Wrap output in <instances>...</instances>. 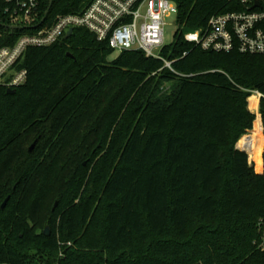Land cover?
<instances>
[{"label":"trees","instance_id":"16d2710c","mask_svg":"<svg viewBox=\"0 0 264 264\" xmlns=\"http://www.w3.org/2000/svg\"><path fill=\"white\" fill-rule=\"evenodd\" d=\"M89 1L52 0L46 22ZM173 1L178 31L233 9ZM4 8L11 44L20 30L5 27ZM113 51L74 28L25 50L13 94L0 85V264H264V175L235 146L253 124L249 91L264 92V57L181 35L162 49L171 69Z\"/></svg>","mask_w":264,"mask_h":264},{"label":"built area","instance_id":"2783aa9c","mask_svg":"<svg viewBox=\"0 0 264 264\" xmlns=\"http://www.w3.org/2000/svg\"><path fill=\"white\" fill-rule=\"evenodd\" d=\"M233 9L211 15L204 26L178 31L177 6L173 0H90L79 13L58 15L51 23L39 15L41 0H5L4 12L10 30H20L11 44H1L0 85L12 89L26 79L25 69H16L28 47H45L67 37L69 29L84 28L98 41H108L113 50L141 51L146 57L159 59L171 69L162 49L165 43L166 18L175 15L176 35L202 50L264 57V0H230ZM27 31V32H23ZM247 107L254 115L251 129L238 140L236 148L247 155L255 169L254 153L258 150L260 166L255 172L264 175V92L250 90ZM256 104L250 108V98ZM256 123H258L256 125ZM262 224V221L260 225ZM258 245L264 247V227Z\"/></svg>","mask_w":264,"mask_h":264},{"label":"rangeland","instance_id":"374dc122","mask_svg":"<svg viewBox=\"0 0 264 264\" xmlns=\"http://www.w3.org/2000/svg\"><path fill=\"white\" fill-rule=\"evenodd\" d=\"M166 22L169 24V25H167V27H166V29H165V43L166 44H170V43H172L174 40H175V31H176V29H177V27H176V25H175V15L174 14H172V15H170V16H168L167 18H166ZM23 32H27V31H23ZM118 51H116V50H114L113 51V54L110 56V59H112L113 57H115L116 55H118ZM243 135V134H242ZM241 135V136H242ZM240 138V137H239ZM239 138H238V140H239ZM238 140H237V142H236V144H235V146L237 145V143H238ZM255 170V169H254ZM49 228V227H48ZM61 246H63V245H71L70 244V242H60L59 243ZM22 250H28V246H24L23 248H22Z\"/></svg>","mask_w":264,"mask_h":264},{"label":"water","instance_id":"95a60500","mask_svg":"<svg viewBox=\"0 0 264 264\" xmlns=\"http://www.w3.org/2000/svg\"><path fill=\"white\" fill-rule=\"evenodd\" d=\"M51 2H52V0H49L48 8H47V10H46V12H45V14H44V16H43L42 21L45 20V18H46L47 15H48L49 9H50V7H51ZM5 27H6V28H19V29H23V28H24V27H13V26H10V25H5ZM72 32H73V30H72V29H69L68 32H67V37L70 36V35L72 34ZM8 92L11 93V94H13V93L15 92V89H8ZM33 146H34V143L31 145L30 149H31ZM8 198H9V197L7 196V197L4 199V201H3L2 204H1V208L4 207V205L6 204ZM48 233H49V228H48V226H45V228H44V230H43V234H44V235H48Z\"/></svg>","mask_w":264,"mask_h":264}]
</instances>
